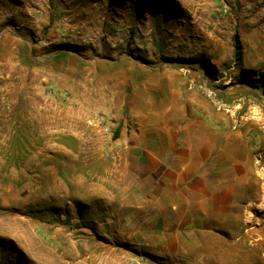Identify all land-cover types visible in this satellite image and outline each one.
Instances as JSON below:
<instances>
[{
	"label": "rangeland",
	"instance_id": "rangeland-1",
	"mask_svg": "<svg viewBox=\"0 0 264 264\" xmlns=\"http://www.w3.org/2000/svg\"><path fill=\"white\" fill-rule=\"evenodd\" d=\"M0 264H264V0H0Z\"/></svg>",
	"mask_w": 264,
	"mask_h": 264
},
{
	"label": "bare ground",
	"instance_id": "bare-ground-1",
	"mask_svg": "<svg viewBox=\"0 0 264 264\" xmlns=\"http://www.w3.org/2000/svg\"><path fill=\"white\" fill-rule=\"evenodd\" d=\"M24 240H26V239H24ZM29 245V244H28ZM43 254V253H42Z\"/></svg>",
	"mask_w": 264,
	"mask_h": 264
}]
</instances>
